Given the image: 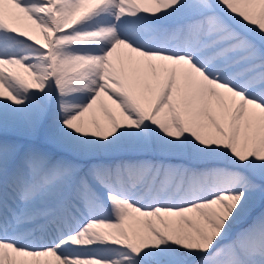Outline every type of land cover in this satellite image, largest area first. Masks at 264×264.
I'll use <instances>...</instances> for the list:
<instances>
[{"label": "snow or ice", "instance_id": "1", "mask_svg": "<svg viewBox=\"0 0 264 264\" xmlns=\"http://www.w3.org/2000/svg\"><path fill=\"white\" fill-rule=\"evenodd\" d=\"M0 264H264V0H0Z\"/></svg>", "mask_w": 264, "mask_h": 264}]
</instances>
